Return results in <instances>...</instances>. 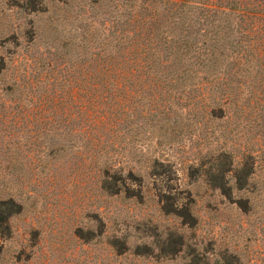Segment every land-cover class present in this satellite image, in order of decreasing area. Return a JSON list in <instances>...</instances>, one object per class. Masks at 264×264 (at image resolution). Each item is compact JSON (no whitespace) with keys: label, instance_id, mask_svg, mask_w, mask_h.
<instances>
[{"label":"rangeland","instance_id":"1","mask_svg":"<svg viewBox=\"0 0 264 264\" xmlns=\"http://www.w3.org/2000/svg\"><path fill=\"white\" fill-rule=\"evenodd\" d=\"M94 1L0 0V264H264V135L208 122L195 92L171 104L132 83L121 100L102 71L117 2ZM107 111L115 130L88 131ZM225 147L259 157L230 196L211 186ZM101 153L137 174L129 194L103 191Z\"/></svg>","mask_w":264,"mask_h":264},{"label":"trees","instance_id":"2","mask_svg":"<svg viewBox=\"0 0 264 264\" xmlns=\"http://www.w3.org/2000/svg\"><path fill=\"white\" fill-rule=\"evenodd\" d=\"M25 1L22 8L31 13L40 14L49 7L46 0ZM113 1L116 15L108 37L115 42L114 66L111 75L102 71L121 100H129L132 83L160 93L165 90L171 104L190 99L195 92L208 122L222 127V122L241 115L247 121L244 128L264 135V0ZM170 112V107L159 111ZM112 115L102 112L86 122L87 130L114 131ZM254 150L250 147L237 161L229 147L223 148L213 160L217 168L212 188L230 196L229 175L240 191L253 184L259 160ZM111 157L100 156L102 189L109 196L127 194L126 183L138 176L133 170L124 173L116 168ZM159 164L164 163L155 159L151 168ZM238 203L245 211L252 208L249 199ZM4 215L0 208V223L5 222Z\"/></svg>","mask_w":264,"mask_h":264}]
</instances>
